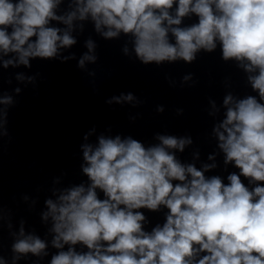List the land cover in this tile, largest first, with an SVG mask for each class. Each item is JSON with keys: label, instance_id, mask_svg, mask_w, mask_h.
Wrapping results in <instances>:
<instances>
[{"label": "clouds", "instance_id": "obj_1", "mask_svg": "<svg viewBox=\"0 0 264 264\" xmlns=\"http://www.w3.org/2000/svg\"><path fill=\"white\" fill-rule=\"evenodd\" d=\"M60 3L0 0V53L18 57L4 60V68L30 66V58L54 59L59 48L76 43L70 34L73 21L90 17L106 39L131 34L143 65L192 63L197 52L211 53L219 42L223 60L240 63L257 95L224 98L226 115L214 132L224 163L239 169L228 175L227 184L219 176L205 177L216 165L199 170L169 151L183 152L190 138L159 135V144L145 147L131 136H101L97 147L83 145L87 166L82 171L89 185L46 201L43 219L51 217V243L59 250L50 264H264V0H75L74 11L58 16ZM191 15L198 22L179 27ZM50 21L68 30L51 27ZM94 47L88 40L90 52ZM86 60L96 57L85 54L79 65ZM122 99L134 97L129 93ZM2 102L11 103V97ZM241 177L255 186L249 189ZM161 206L168 210L166 222L145 231L146 217L139 210L155 212ZM20 236L14 253L47 254L44 240L25 235L23 227ZM77 245L87 250L77 251ZM19 258L14 256L13 264ZM0 264L6 262L0 258Z\"/></svg>", "mask_w": 264, "mask_h": 264}]
</instances>
